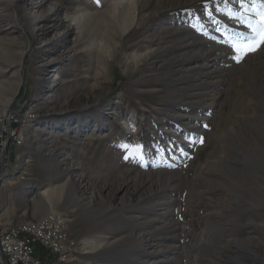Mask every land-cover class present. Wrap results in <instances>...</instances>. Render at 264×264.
Wrapping results in <instances>:
<instances>
[{
  "label": "rangeland",
  "instance_id": "obj_1",
  "mask_svg": "<svg viewBox=\"0 0 264 264\" xmlns=\"http://www.w3.org/2000/svg\"><path fill=\"white\" fill-rule=\"evenodd\" d=\"M244 3L0 0V126L21 118L0 145V230L52 206L71 264H264V46L237 63L226 43L250 31Z\"/></svg>",
  "mask_w": 264,
  "mask_h": 264
},
{
  "label": "bare ground",
  "instance_id": "obj_2",
  "mask_svg": "<svg viewBox=\"0 0 264 264\" xmlns=\"http://www.w3.org/2000/svg\"><path fill=\"white\" fill-rule=\"evenodd\" d=\"M10 2H12L14 4L16 2V0H10ZM35 4L36 3L32 2L31 6H35ZM49 17H51V18L53 17V19H55L56 23L53 24V25H55L54 29L58 30V29H60V24H62V22H64V20L68 16L63 11V8H60L58 6H54L52 8V10L50 11V16ZM42 18H45V16L42 17ZM46 18H47V16H46ZM85 18H87V15L85 13H81L80 16L74 17L72 19L73 20L72 23L74 24V28L78 30L80 28V26L83 25V19H85ZM47 24L48 23L46 22L45 26H47ZM91 24L94 25L95 22L92 21ZM47 29H48V27H45L43 29L44 33H46V31L48 32ZM65 40H66V38L63 37V38L58 39L57 42H60L63 45V44H66ZM58 78H59V75H58V73H56V75L54 77V80L58 81L57 80ZM6 110L7 109L5 108V110L3 111L4 114L6 113ZM18 117H19V119H18ZM19 120L21 121L20 116L16 115V120L9 122V130L13 134H16V126L19 124L18 123ZM11 124H12V126H10ZM6 130H7V122L5 124H3L2 126H0V144L2 143V146H4V147H5V143H6V141L4 142ZM0 149H1V146H0ZM62 188L63 187H61V186H56V187L55 186H49V187H46L45 189H41L38 194H43L44 196H48V198H49L48 199V203H49V202H52L53 198L56 197L55 195H57V193H59V194L61 193ZM48 210L49 211L46 213L47 215L45 214L46 216L44 215V217L41 218V220H28V221H25V223H20V224H17V225L9 226V228H6V229H1L0 230V252L3 254V251L15 250V244L14 243H12V242H4L6 236L10 235L12 237H19V236H23V235H25L27 233H31V232H34V231H39L41 229L48 228L49 227L48 226L49 223L53 222L55 220V214L58 212V211L54 210V208L52 206H50V208ZM57 223H58V226H61V228L66 229L65 241L68 242V243H62V245H61V254H69V244H72V246L70 247V255L71 256L65 257L66 261L58 262L57 264H71V262H73V258H71V257H75V252H76L75 248H77V242L75 243L74 240L69 235L67 226H65V223H64L63 215H57ZM58 237H60V229L59 228L52 229V238H58ZM47 251L49 252L48 254L50 256H52L50 251L46 250V253H47ZM3 256H4V254H3ZM5 259H6V257H5ZM8 264H13V262H10ZM43 264H53V262H50L48 260H43Z\"/></svg>",
  "mask_w": 264,
  "mask_h": 264
},
{
  "label": "built area",
  "instance_id": "obj_3",
  "mask_svg": "<svg viewBox=\"0 0 264 264\" xmlns=\"http://www.w3.org/2000/svg\"><path fill=\"white\" fill-rule=\"evenodd\" d=\"M27 117H29V115ZM14 120H16V115L14 113H8L5 116V120L1 123L7 122V131L10 132L9 122ZM18 142L20 143V141ZM57 215L61 214L57 212L55 214V220L50 222L48 225L49 227L46 229L27 233L19 237H12L10 235L6 236L4 242H12L15 244V250L3 251L7 263L13 262V264H43V259L41 260L36 255V246L42 244L47 250L50 251L53 264L66 261L65 257L71 256L70 247L72 244H69V254H61L62 243L68 242L65 241L66 229L58 226ZM57 228L60 229V237L52 238V229Z\"/></svg>",
  "mask_w": 264,
  "mask_h": 264
},
{
  "label": "snow or ice",
  "instance_id": "obj_4",
  "mask_svg": "<svg viewBox=\"0 0 264 264\" xmlns=\"http://www.w3.org/2000/svg\"><path fill=\"white\" fill-rule=\"evenodd\" d=\"M227 3V0H225ZM252 6L249 8L246 3L242 6L244 11L242 13H235V15L240 16L241 23L246 24L247 28L250 30L248 32H232L230 39L226 41L234 51L233 59L240 63L249 54L255 53L262 46H264V0H251ZM230 11V10H229ZM248 12H254L259 17L256 20H251L247 17ZM211 15V13H209ZM219 31V29H217ZM215 39V37H213ZM200 143H203L201 138ZM122 148L132 149V146L124 144L121 145ZM133 152L142 159L140 155L141 146H136L135 149L129 152L132 155ZM129 155H125V159L129 158Z\"/></svg>",
  "mask_w": 264,
  "mask_h": 264
},
{
  "label": "crops",
  "instance_id": "obj_5",
  "mask_svg": "<svg viewBox=\"0 0 264 264\" xmlns=\"http://www.w3.org/2000/svg\"><path fill=\"white\" fill-rule=\"evenodd\" d=\"M50 174L54 176L55 175V172L54 171H51Z\"/></svg>",
  "mask_w": 264,
  "mask_h": 264
},
{
  "label": "water",
  "instance_id": "obj_6",
  "mask_svg": "<svg viewBox=\"0 0 264 264\" xmlns=\"http://www.w3.org/2000/svg\"><path fill=\"white\" fill-rule=\"evenodd\" d=\"M7 263V262H6Z\"/></svg>",
  "mask_w": 264,
  "mask_h": 264
}]
</instances>
